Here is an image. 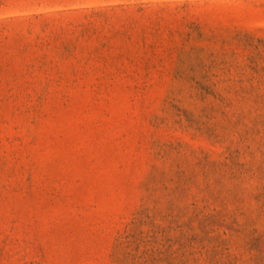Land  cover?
<instances>
[{"label": "rangeland", "instance_id": "rangeland-1", "mask_svg": "<svg viewBox=\"0 0 264 264\" xmlns=\"http://www.w3.org/2000/svg\"><path fill=\"white\" fill-rule=\"evenodd\" d=\"M0 264H264V0H0Z\"/></svg>", "mask_w": 264, "mask_h": 264}]
</instances>
